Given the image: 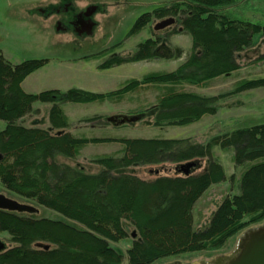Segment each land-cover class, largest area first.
Instances as JSON below:
<instances>
[{"label":"trees","instance_id":"obj_1","mask_svg":"<svg viewBox=\"0 0 264 264\" xmlns=\"http://www.w3.org/2000/svg\"><path fill=\"white\" fill-rule=\"evenodd\" d=\"M230 2L170 0L152 14H143L134 30H141L152 19L176 18L175 25L191 37L192 52L171 72L148 73L108 93L76 88L27 93L22 82L47 60L12 64L0 52V120L6 122L0 131V183L81 226L0 210V232H7L16 244L0 253V264H121L123 255L109 242L128 238V264H154L174 255L220 249L242 230L264 222V124L237 129L204 144L190 138L120 139L123 155L97 157L94 162L102 168L97 174L56 161L58 156L77 157L89 143L110 141L76 137L66 131L69 123L61 106L65 103L113 102L151 85L161 90L152 107L157 110L156 127L189 125L216 114L218 101L229 94L205 96L178 87H203L238 70L237 55L252 46L256 34L264 38V27L221 12ZM159 43V38L147 39L133 55L115 54L99 68L150 59ZM258 60L264 61V52ZM259 87H264V77L241 81L230 94ZM35 103L51 105L48 119L56 132L22 124L38 112ZM145 115L135 113L126 122L136 124ZM215 146L232 148L234 163L247 167L237 182L239 193L226 196L208 226L194 231L196 202L212 185L226 180L223 166L212 157ZM188 163L194 166L185 173L183 167ZM135 167H149L148 173L155 178H139Z\"/></svg>","mask_w":264,"mask_h":264},{"label":"rangeland","instance_id":"obj_2","mask_svg":"<svg viewBox=\"0 0 264 264\" xmlns=\"http://www.w3.org/2000/svg\"><path fill=\"white\" fill-rule=\"evenodd\" d=\"M169 3L170 0H0V52L12 64L32 59L47 60L43 67L27 76L23 88L28 93L50 89L66 92L72 88L94 93L115 91L127 81L141 80L148 73L171 72L191 54V37L186 31H181L176 23L154 29L157 22L167 18L152 19L141 30H134L136 21L143 14H152ZM221 12L231 19L264 27V0H231ZM175 30L180 31L175 33ZM151 38L160 40L154 57L108 69L99 68L101 63L115 54L124 57L133 55L140 43ZM263 52L264 38L256 34L252 46L237 55L240 64L238 70L216 77L203 87L189 84L178 87L205 96L229 94L218 101L216 114L205 115L189 125H153L157 110L152 107L156 105L161 90L151 85L128 92L113 102L104 100L61 105L69 123L66 131L76 137L110 141L89 143L77 157L58 156L56 161L77 167L87 174H97L102 170L94 162L97 157L123 155L120 139L190 138L195 143L204 144L216 136L264 124V87L230 94L241 81L264 77V61L258 60ZM50 107L47 103H35L33 108L38 112L26 117L22 124L56 132L48 119ZM143 112H146L145 118L136 124L126 122L135 113ZM96 116L101 118L90 120ZM5 126L6 122L0 120V131ZM233 155L232 148H212V157L223 166L226 180L212 185L196 202L193 209L194 231L208 226L214 211L226 196L239 193L237 182L247 166L238 167ZM206 165L205 161L204 167ZM148 168L135 167L134 173L144 180L154 179L148 173ZM0 194L36 208L33 213L13 212L15 214L32 219L61 221L81 228L60 214L8 191L1 183ZM259 225L242 230L220 249L174 255L154 264H212L234 254L244 233ZM126 228L130 232V227ZM0 240L8 248L16 246L5 231L0 232ZM109 244L123 255L121 264H128L126 250L131 245V239L110 241Z\"/></svg>","mask_w":264,"mask_h":264},{"label":"water","instance_id":"obj_3","mask_svg":"<svg viewBox=\"0 0 264 264\" xmlns=\"http://www.w3.org/2000/svg\"><path fill=\"white\" fill-rule=\"evenodd\" d=\"M174 23L175 18L168 17L167 19L157 22L154 29H163ZM192 166H194V163L186 164L185 167H183V171L188 173V169ZM0 210L17 213H33L36 208L19 203L0 194ZM6 247V243L0 240V253L5 251ZM212 264H264V223L244 233L234 254L222 257Z\"/></svg>","mask_w":264,"mask_h":264},{"label":"crops","instance_id":"obj_4","mask_svg":"<svg viewBox=\"0 0 264 264\" xmlns=\"http://www.w3.org/2000/svg\"><path fill=\"white\" fill-rule=\"evenodd\" d=\"M36 71H34L33 73H35ZM33 73H31V74H33ZM30 74V75H31ZM30 75H28V76H30ZM27 78V77H26ZM26 78L24 79V81L22 82V88H23V85H24V82H25V80H26ZM23 90H24V88H23ZM25 91V90H24ZM26 92V91H25ZM28 93V92H27Z\"/></svg>","mask_w":264,"mask_h":264},{"label":"flooded vegetation","instance_id":"obj_5","mask_svg":"<svg viewBox=\"0 0 264 264\" xmlns=\"http://www.w3.org/2000/svg\"><path fill=\"white\" fill-rule=\"evenodd\" d=\"M7 249H8V247H6V250H7ZM6 250H5V251H6ZM3 252H4V251H3Z\"/></svg>","mask_w":264,"mask_h":264}]
</instances>
